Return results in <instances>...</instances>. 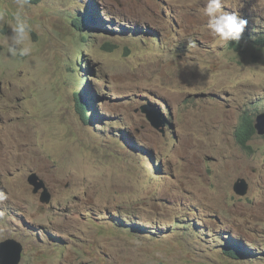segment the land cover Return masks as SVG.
<instances>
[{"label": "rangeland", "instance_id": "rangeland-1", "mask_svg": "<svg viewBox=\"0 0 264 264\" xmlns=\"http://www.w3.org/2000/svg\"><path fill=\"white\" fill-rule=\"evenodd\" d=\"M204 4L28 3L32 52L9 58L17 5L0 0V242L22 245L20 264H264V136L235 137L264 113V0H224L248 22L240 50L208 32Z\"/></svg>", "mask_w": 264, "mask_h": 264}, {"label": "clouds", "instance_id": "clouds-1", "mask_svg": "<svg viewBox=\"0 0 264 264\" xmlns=\"http://www.w3.org/2000/svg\"><path fill=\"white\" fill-rule=\"evenodd\" d=\"M28 3L29 0H16L17 7L16 10L13 12V24L10 28V33L5 34L2 37L3 44L6 48V54L9 58L27 57L32 52V47H31L32 23L25 13V5ZM237 3L238 0H236V4ZM201 11L204 17H206L205 28L213 37L225 43H228L229 41L238 42L240 40V37L248 22L246 19L241 18L238 15V13L235 11L232 12L225 11L224 0H205V4L201 9ZM233 192H234V185H233ZM239 197H244V196H239ZM4 198H6L4 194L0 193V199H4ZM39 198H40V193H39ZM116 224L121 225L119 224L118 221L116 222ZM137 229L139 228L134 227V231L138 232L139 230ZM225 250H226L225 253L233 260H238L239 254L244 255V253H242L241 251L236 250V248H234L232 244H229L228 247L225 248ZM22 252H23V247H22ZM21 259H22V253H21Z\"/></svg>", "mask_w": 264, "mask_h": 264}, {"label": "water", "instance_id": "water-1", "mask_svg": "<svg viewBox=\"0 0 264 264\" xmlns=\"http://www.w3.org/2000/svg\"><path fill=\"white\" fill-rule=\"evenodd\" d=\"M141 113L146 120L156 130H160L163 134V129L167 125V120H160V113L153 106L144 105L141 107ZM253 127L258 136L264 135V113L259 114L254 121ZM28 184L33 188L32 193L37 195L40 193V202L42 204H50L52 196L45 186V183L36 175L32 174L28 178ZM248 185L244 180H238L234 184V192L238 196H245ZM22 246L14 240H5L0 242V264H20Z\"/></svg>", "mask_w": 264, "mask_h": 264}, {"label": "trees", "instance_id": "trees-1", "mask_svg": "<svg viewBox=\"0 0 264 264\" xmlns=\"http://www.w3.org/2000/svg\"><path fill=\"white\" fill-rule=\"evenodd\" d=\"M42 0H29V3L32 5H37ZM74 25L76 26L79 31L83 30L82 28H79L80 26V19H74L73 21ZM84 40V39H83ZM258 44L264 46V39H261L257 41ZM231 47L235 48L236 50H240L242 46H239L238 42H232ZM116 47L112 46L111 50L115 49ZM110 50V45H109ZM87 100L85 98H81V96H78L75 94V106L76 111L78 113V116L80 117L81 121L85 124H88L90 117L88 116L89 109L87 106ZM255 135V129L253 127V120L247 119L242 120V123L240 124V127L235 132V137L238 141V143L245 149H247V143L251 140V138Z\"/></svg>", "mask_w": 264, "mask_h": 264}, {"label": "bare ground", "instance_id": "bare-ground-1", "mask_svg": "<svg viewBox=\"0 0 264 264\" xmlns=\"http://www.w3.org/2000/svg\"><path fill=\"white\" fill-rule=\"evenodd\" d=\"M94 18V20H93V22L95 21V17H93ZM87 100V99H86ZM146 119V118H145ZM151 125V124H150ZM261 136V135H260ZM262 136H264V135H262ZM29 178V177H28ZM27 182H28V179H27ZM246 182V181H245ZM247 184V183H246Z\"/></svg>", "mask_w": 264, "mask_h": 264}]
</instances>
